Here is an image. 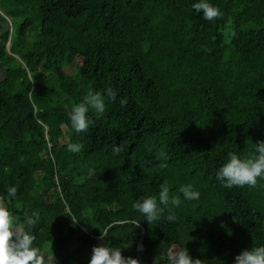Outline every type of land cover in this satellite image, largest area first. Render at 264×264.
<instances>
[{"label":"trees","instance_id":"16d2710c","mask_svg":"<svg viewBox=\"0 0 264 264\" xmlns=\"http://www.w3.org/2000/svg\"><path fill=\"white\" fill-rule=\"evenodd\" d=\"M210 2L222 12L212 22L193 0H0L12 26L0 34V204L18 221L39 212L46 264H88L100 238L130 240L121 254L139 264H167L183 245L202 264H232L264 243V181L214 179L227 152L264 140V0ZM109 87L116 101L75 133L67 111ZM164 181L201 198L175 222L147 223L132 203Z\"/></svg>","mask_w":264,"mask_h":264},{"label":"clouds","instance_id":"9594fccd","mask_svg":"<svg viewBox=\"0 0 264 264\" xmlns=\"http://www.w3.org/2000/svg\"><path fill=\"white\" fill-rule=\"evenodd\" d=\"M192 9L206 21L212 22L222 16V12L214 6L210 0H193ZM117 92L111 87L99 91L89 89L79 103H74L66 115L70 121L72 130L79 134L86 132L90 126H94V120L90 113L97 117L106 111V101L115 102ZM121 107L126 105V100L119 99ZM84 145L82 143H68L67 151L80 153ZM112 151L120 153V145L113 144ZM167 159L165 153H160ZM146 164L149 162H145ZM166 166V164L164 165ZM214 179L222 188L256 187L258 181H264V140L251 142L246 154H237L229 151L223 163L214 172ZM180 195H170L167 181L159 186L157 195L144 196L132 203V209L140 213L143 220L159 222L161 219L169 223L175 222L177 217L174 209L181 206L184 201H199L200 191L194 189L191 183L181 184L178 188ZM17 188L14 185L7 187L9 199H15ZM166 213V214H165ZM40 220L39 212L26 213L22 221L14 220L7 206L0 204V264H46V257L34 246L35 235L32 229ZM79 219H76L74 224ZM134 225L138 221H131ZM130 240L122 246L129 247ZM122 247H109L107 245L93 246L90 252L88 264H139L132 257L121 254ZM138 252H143V244H137ZM167 264H202L199 259L190 257L186 248L173 249L166 256ZM232 264H264V243L242 249L234 256Z\"/></svg>","mask_w":264,"mask_h":264},{"label":"rangeland","instance_id":"374dc122","mask_svg":"<svg viewBox=\"0 0 264 264\" xmlns=\"http://www.w3.org/2000/svg\"><path fill=\"white\" fill-rule=\"evenodd\" d=\"M0 22H5V23H7V25H8V29H9L10 31L12 30L11 22H10L8 19H6L5 21H0ZM0 29H1V25H0ZM8 46H9V43H8ZM63 140H66V139L64 138ZM103 243H104V242H103L102 238H100V239L98 240V242H97V246H98V245H104ZM174 249H176V248H174Z\"/></svg>","mask_w":264,"mask_h":264},{"label":"water","instance_id":"95a60500","mask_svg":"<svg viewBox=\"0 0 264 264\" xmlns=\"http://www.w3.org/2000/svg\"><path fill=\"white\" fill-rule=\"evenodd\" d=\"M1 29H0V34L8 30V25L5 22H0Z\"/></svg>","mask_w":264,"mask_h":264}]
</instances>
